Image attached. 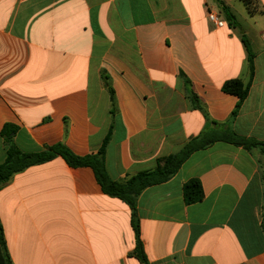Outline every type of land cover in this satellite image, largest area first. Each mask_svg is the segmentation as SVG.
I'll return each instance as SVG.
<instances>
[{
  "label": "crops",
  "instance_id": "0c3cea01",
  "mask_svg": "<svg viewBox=\"0 0 264 264\" xmlns=\"http://www.w3.org/2000/svg\"><path fill=\"white\" fill-rule=\"evenodd\" d=\"M249 1L0 0V164L11 145L97 153L111 133L106 165L124 181L205 131L264 141V0ZM242 32L255 74L230 121L238 97L222 88L249 79ZM193 179L204 198L187 204ZM138 215L150 264H264V153L216 141L145 189ZM0 223L12 264H141L131 208L61 156L0 186Z\"/></svg>",
  "mask_w": 264,
  "mask_h": 264
},
{
  "label": "trees",
  "instance_id": "16d2710c",
  "mask_svg": "<svg viewBox=\"0 0 264 264\" xmlns=\"http://www.w3.org/2000/svg\"><path fill=\"white\" fill-rule=\"evenodd\" d=\"M244 2L250 9L251 1L244 0ZM219 4L221 12L224 14L229 24L233 26L237 25V18L231 9L222 1H220ZM242 39L247 50L249 79L247 82H244L241 79L229 80L222 88L225 93L238 97V103L230 117V121L236 118L243 102L247 99L255 74L254 62L256 55L252 49L251 42L243 32ZM106 86L111 97V113L114 115L116 113L115 92L110 83H106ZM191 95L194 106L197 109H202L199 97L195 93H192ZM110 140L111 133L106 137L102 147L97 153L86 156H78L74 154L63 143L48 146L46 149L34 153L23 152L16 146L11 145L7 150V158L5 162L0 164V186L9 182L13 175L23 172L31 166L51 161L57 156H61L71 167L91 168L94 171L95 177L100 184L102 191L111 197L119 198L131 208L132 224L136 232L137 240L136 248L132 253V256L136 257L141 264H150L140 236V220L138 215V199L145 189L165 183L172 179L194 152L207 149L216 141L231 143L235 146L243 147L248 151L259 149L264 153V141L241 137L229 130L224 132H218L215 130L205 131L198 137L192 138L187 142L179 152L158 159L155 169L139 172L135 175L129 176L124 181H116L110 176L106 165V152ZM184 198L187 204L200 202L204 198L202 185L199 180L193 179L184 185ZM0 244V264H12L1 223Z\"/></svg>",
  "mask_w": 264,
  "mask_h": 264
},
{
  "label": "built area",
  "instance_id": "2783aa9c",
  "mask_svg": "<svg viewBox=\"0 0 264 264\" xmlns=\"http://www.w3.org/2000/svg\"><path fill=\"white\" fill-rule=\"evenodd\" d=\"M208 19L218 28H222L225 26V22L222 20L220 14L217 11L208 12Z\"/></svg>",
  "mask_w": 264,
  "mask_h": 264
},
{
  "label": "rangeland",
  "instance_id": "374dc122",
  "mask_svg": "<svg viewBox=\"0 0 264 264\" xmlns=\"http://www.w3.org/2000/svg\"><path fill=\"white\" fill-rule=\"evenodd\" d=\"M250 22L253 23L252 20H250Z\"/></svg>",
  "mask_w": 264,
  "mask_h": 264
}]
</instances>
